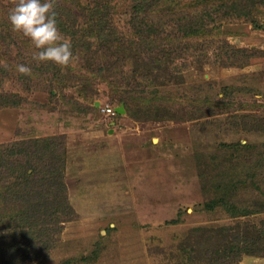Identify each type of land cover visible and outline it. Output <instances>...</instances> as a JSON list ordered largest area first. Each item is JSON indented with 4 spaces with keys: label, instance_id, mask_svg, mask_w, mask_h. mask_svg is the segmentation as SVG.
<instances>
[{
    "label": "rangeland",
    "instance_id": "obj_1",
    "mask_svg": "<svg viewBox=\"0 0 264 264\" xmlns=\"http://www.w3.org/2000/svg\"><path fill=\"white\" fill-rule=\"evenodd\" d=\"M240 1L154 3L150 33L146 0H52L59 65L0 0V264H264V0Z\"/></svg>",
    "mask_w": 264,
    "mask_h": 264
},
{
    "label": "clouds",
    "instance_id": "obj_2",
    "mask_svg": "<svg viewBox=\"0 0 264 264\" xmlns=\"http://www.w3.org/2000/svg\"><path fill=\"white\" fill-rule=\"evenodd\" d=\"M56 17L52 0H16L8 19L13 30L29 37L39 50L34 54L35 60L67 65L73 55L72 44L61 36ZM18 70L31 71L26 65H19Z\"/></svg>",
    "mask_w": 264,
    "mask_h": 264
},
{
    "label": "trees",
    "instance_id": "obj_3",
    "mask_svg": "<svg viewBox=\"0 0 264 264\" xmlns=\"http://www.w3.org/2000/svg\"><path fill=\"white\" fill-rule=\"evenodd\" d=\"M145 1V0H144ZM161 1H163V0H146V2H147V9H146V11L144 12V14H145V18L143 19V22H145V23H147L146 24V27L148 28V30L150 31V33L151 32H154V31H156V29H159V30H161L162 32H164L163 31V27H164V24H162V23H160V22H157L156 20H150V21H147L146 20V18H150L149 16H150V14L148 13V11L150 10V8L152 7V5L154 4V3H156V4H158L159 2H161ZM145 2V3H146ZM243 2H244V0H242V1H240V3L239 4H243ZM142 3V2H141ZM140 6V5H139ZM104 7H107L108 8V4L107 5H105ZM236 9H238V11L240 10V12L241 11H243V7L241 8V6H239V8H236ZM147 21V22H146ZM14 96V95H13ZM16 96V95H15ZM15 97H13L12 98V96H9V95H4V94H0V100H4L2 103H1V105L2 104H5V105H7V104H13V105H15V104H17V102L18 101H16V99H14ZM33 166V165H32ZM31 167V166H30ZM24 168V167H23ZM33 168H35V167H32V169ZM29 169L30 168H28L27 167V169L21 174V175H18L17 177H16V180L17 181H23V182H25L24 184H25V190H22L21 192H22V194L20 195V198L23 200V201H26V203H29L30 202V199L31 198H35V197H32L31 196V194L34 192V190H32V189H29V187L30 186H32V185H34V184H36L37 182L35 181V173H30L29 172ZM61 180H62V178H61ZM49 181V180H48ZM32 183V184H31ZM38 184V183H37ZM42 186V185H41ZM38 192L41 194V193H43L44 191L43 190H38ZM43 205H44V201H42V202H38V204L36 205V206H34V208L32 209V212H34L35 214L36 213H40L41 211H43ZM44 212L45 213H47V210L45 209L44 210Z\"/></svg>",
    "mask_w": 264,
    "mask_h": 264
},
{
    "label": "water",
    "instance_id": "obj_4",
    "mask_svg": "<svg viewBox=\"0 0 264 264\" xmlns=\"http://www.w3.org/2000/svg\"><path fill=\"white\" fill-rule=\"evenodd\" d=\"M96 105L99 106L100 103L97 102ZM116 111H117L118 113H124V112H125V108H124V106H117V107H116Z\"/></svg>",
    "mask_w": 264,
    "mask_h": 264
},
{
    "label": "built area",
    "instance_id": "obj_5",
    "mask_svg": "<svg viewBox=\"0 0 264 264\" xmlns=\"http://www.w3.org/2000/svg\"><path fill=\"white\" fill-rule=\"evenodd\" d=\"M105 110L110 113V114H115L117 111H116V108L114 107H107L105 108Z\"/></svg>",
    "mask_w": 264,
    "mask_h": 264
}]
</instances>
